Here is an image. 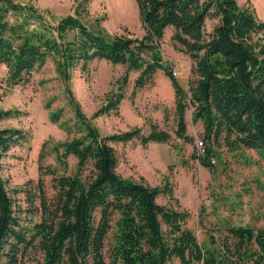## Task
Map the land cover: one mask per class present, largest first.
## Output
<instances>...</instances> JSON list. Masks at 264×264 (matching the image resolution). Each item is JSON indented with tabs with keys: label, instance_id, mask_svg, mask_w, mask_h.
Here are the masks:
<instances>
[{
	"label": "trees",
	"instance_id": "1",
	"mask_svg": "<svg viewBox=\"0 0 264 264\" xmlns=\"http://www.w3.org/2000/svg\"><path fill=\"white\" fill-rule=\"evenodd\" d=\"M88 1L74 0L71 12L56 17L28 0H0L3 87L26 81L50 57L72 111L62 118L61 106L49 110V120L66 136L40 143L36 179L22 188L28 211L37 212V218L21 214L0 177V264H18L30 250L39 252L40 264H168L172 257L178 264H264V226L222 221L223 231L210 232L208 244H201L185 224L186 209L156 200L159 194L172 195L167 178L151 185L116 170L111 141L167 142L168 130L148 121L145 131L131 126L101 133L91 121L116 112L129 70L138 71L134 88L161 70L173 91L174 135L191 142L187 108L191 121L201 124L202 150L194 146L191 156L202 166L212 169L216 142L245 163L250 157L244 149L264 158V18L236 0H135L141 26L135 35L107 32L101 25L104 15L89 16ZM207 17L216 19L209 30ZM166 27L191 60L186 87L161 55ZM100 58L124 70L87 116L69 80L75 68L86 72L88 63ZM17 113L0 107V123ZM23 137L20 128L0 124V158ZM46 148L54 163L44 162Z\"/></svg>",
	"mask_w": 264,
	"mask_h": 264
},
{
	"label": "rangeland",
	"instance_id": "2",
	"mask_svg": "<svg viewBox=\"0 0 264 264\" xmlns=\"http://www.w3.org/2000/svg\"><path fill=\"white\" fill-rule=\"evenodd\" d=\"M25 1V0H24ZM39 9L54 16L71 12L74 0H28ZM240 5H249L258 18H264V0H236ZM87 9L90 17L104 15L101 25L107 32L141 33L140 20L135 0H89ZM12 18L11 15H9ZM216 19L207 17L204 28L209 30ZM171 28L166 27L159 40V48L172 74L186 87L190 75L191 60L181 46L170 38ZM124 66L100 58L88 63L86 72L79 68L72 71L70 90L81 111L89 116L103 100L104 93L114 87L116 78ZM137 70L128 71L124 97L116 112L101 114L91 119L101 133L124 130L140 126L143 131L147 122H156L168 130L171 140L147 142L141 145L132 139L126 142H110L118 157L116 170L125 177H142L147 183L161 184L165 178L171 184L172 195L159 194L156 200L163 204L186 209L185 224L194 233L197 241L208 244V235L221 233L219 223L248 224L264 226V158L252 149H244L249 162L228 151L221 142L214 143L215 153L210 156L212 169L202 166L191 156L194 146L201 138V124L192 122L190 108L185 109L186 133L191 142L182 141L174 135L173 91L168 77L156 70L152 77L138 88L133 87ZM5 67L0 63V107L15 108L18 113L1 121V125L20 128L24 137L11 145L0 158V177L7 190L22 207L21 214L37 218V212L28 211L23 186L27 180L37 176V157L40 143L47 137L62 139L66 136L57 122L48 118L49 110L62 107V118L71 115L67 103L64 83L54 70L53 61L47 57L43 64L31 70L24 82L9 89L3 87ZM134 88L132 96L130 92ZM49 105L46 106V101ZM199 145V144H198ZM44 162L54 163L53 154L46 148ZM74 159L69 156L68 162ZM23 207H25L23 209ZM31 214V215H30ZM217 227V228H216ZM40 254L30 250L18 264H40ZM168 264H178L172 257Z\"/></svg>",
	"mask_w": 264,
	"mask_h": 264
},
{
	"label": "built area",
	"instance_id": "3",
	"mask_svg": "<svg viewBox=\"0 0 264 264\" xmlns=\"http://www.w3.org/2000/svg\"><path fill=\"white\" fill-rule=\"evenodd\" d=\"M199 144V145H198ZM196 147L198 148V150H202L201 147V141L198 139L197 143H196Z\"/></svg>",
	"mask_w": 264,
	"mask_h": 264
}]
</instances>
